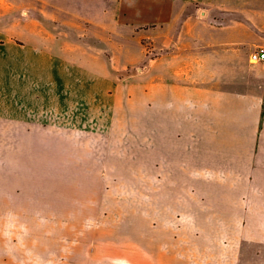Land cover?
Returning a JSON list of instances; mask_svg holds the SVG:
<instances>
[{"label": "crops", "instance_id": "0c3cea01", "mask_svg": "<svg viewBox=\"0 0 264 264\" xmlns=\"http://www.w3.org/2000/svg\"><path fill=\"white\" fill-rule=\"evenodd\" d=\"M75 3L0 0V264H51L63 253L81 263L82 247L97 248V202L27 195L44 188L33 175L50 172L48 142L59 156L67 92L81 100L83 89L113 86L107 73L67 63L50 32L59 14L81 11ZM117 6L169 34L154 42V187L176 190L182 213L154 231L170 230V252L186 247L177 264H264V70L250 61L264 48V0ZM34 8L47 16L31 20ZM140 239H102L100 263L155 264Z\"/></svg>", "mask_w": 264, "mask_h": 264}, {"label": "rangeland", "instance_id": "374dc122", "mask_svg": "<svg viewBox=\"0 0 264 264\" xmlns=\"http://www.w3.org/2000/svg\"><path fill=\"white\" fill-rule=\"evenodd\" d=\"M78 3L81 11L59 14L62 27L50 32L60 38L67 63L107 73L113 86L102 90L99 83L88 94L83 89L81 100L75 99L73 91L67 92L66 135L60 141L59 156L57 142H48L50 172L33 175V180L44 182V188L29 189L27 195L97 202L92 207L98 208L94 228L98 242L90 251L82 247L81 263L63 253L51 264H91L92 260L103 264L99 260L102 239L113 238L116 245L122 238L136 242L139 237L153 251V263L177 264L186 247L178 245L170 252V230L153 229L155 221L164 224L169 216L182 213L176 190L154 187L152 88L153 59L158 55L154 42L169 34L160 35L155 25L131 20L132 13L119 10L121 0H76L75 5ZM34 11L31 20L47 16L38 8ZM17 15L18 20L25 16ZM257 67L264 70L259 63ZM17 193L22 190L3 189L1 195ZM89 217L83 214L82 221ZM91 219H95L93 214Z\"/></svg>", "mask_w": 264, "mask_h": 264}, {"label": "built area", "instance_id": "2783aa9c", "mask_svg": "<svg viewBox=\"0 0 264 264\" xmlns=\"http://www.w3.org/2000/svg\"><path fill=\"white\" fill-rule=\"evenodd\" d=\"M250 61L253 64L264 61V48H258L250 54Z\"/></svg>", "mask_w": 264, "mask_h": 264}]
</instances>
